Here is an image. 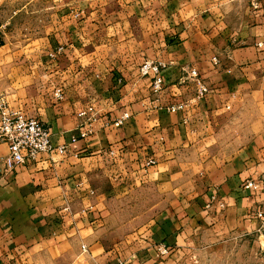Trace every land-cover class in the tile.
<instances>
[{"label": "crops", "instance_id": "0c3cea01", "mask_svg": "<svg viewBox=\"0 0 264 264\" xmlns=\"http://www.w3.org/2000/svg\"><path fill=\"white\" fill-rule=\"evenodd\" d=\"M0 23L21 49L19 74L0 57V96L49 126L54 148L6 171L0 144V264H163L194 231L245 222L264 195V0H0ZM145 60L168 65L158 93L138 74ZM191 69L209 89L199 101ZM142 189L157 198L148 224L110 231ZM212 195L221 216L205 210Z\"/></svg>", "mask_w": 264, "mask_h": 264}, {"label": "rangeland", "instance_id": "374dc122", "mask_svg": "<svg viewBox=\"0 0 264 264\" xmlns=\"http://www.w3.org/2000/svg\"><path fill=\"white\" fill-rule=\"evenodd\" d=\"M29 22L34 25L35 19L33 21L29 19ZM34 33L28 30L21 34H14L12 40L25 41L31 35H36ZM2 45L7 46L0 49V57L13 56L18 58L16 61L8 60L7 63L9 69H14L19 74L20 47L16 45V47L11 48L9 41H0V46ZM1 76L2 74H0ZM55 85L61 84L53 83V86ZM136 199L139 200L137 202L138 209L136 208V210L132 208L133 200L132 202L130 200L131 204L129 202L128 207L122 208V211L113 208L114 213L118 211L120 215L118 218L113 217L110 219V223L107 225L110 231L130 232L134 228L148 224L147 222L155 210L147 209V201L153 199L156 201L157 198L153 193L142 189L135 196L134 201ZM224 209L225 206L224 208H212L208 212L213 211L215 216H221ZM137 210L141 213V224L137 226L134 223L128 224L125 222L127 220L130 222L131 215ZM246 216L244 223L225 233L211 231L209 228L194 231L190 235L188 243L182 248L183 250L175 254H169L170 252H168L160 262H163V264H264V195L258 197L257 202L253 204ZM142 221L145 223L143 224Z\"/></svg>", "mask_w": 264, "mask_h": 264}, {"label": "built area", "instance_id": "2783aa9c", "mask_svg": "<svg viewBox=\"0 0 264 264\" xmlns=\"http://www.w3.org/2000/svg\"><path fill=\"white\" fill-rule=\"evenodd\" d=\"M5 25L0 23V35L5 30ZM62 48H57L49 57L56 58ZM168 65L159 61L145 60L138 67V74L141 77H149L151 80V90L158 93L163 88V73ZM189 77L196 87L195 101L202 100L209 93V89L204 84L199 73L191 69ZM120 83L121 80H118ZM52 100L54 104H59L64 100V91L61 85L52 88ZM184 105L179 104L169 107L170 112L181 110ZM77 117L83 119L84 130L82 138L88 137L92 133V124L97 118V111L92 103L87 104L84 110L77 113ZM129 118L127 113L119 116L113 125L119 127ZM51 132L49 126L36 118H26L20 111L9 108L3 96H0V144L7 148V154L3 159V167L6 171H12L15 167L26 163L35 162L41 155L51 152L54 148L51 145ZM59 152L65 150L64 147L57 148ZM107 154L113 156L115 151L108 149ZM155 164L154 160H148L144 168H149ZM251 184H247L250 187ZM224 203L212 195L205 206V210L212 208H224ZM85 250L84 247H82ZM165 252V250H164Z\"/></svg>", "mask_w": 264, "mask_h": 264}]
</instances>
